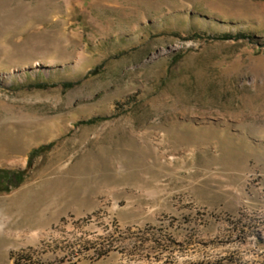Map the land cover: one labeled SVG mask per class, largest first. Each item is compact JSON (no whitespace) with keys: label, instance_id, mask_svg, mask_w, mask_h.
<instances>
[{"label":"rangeland","instance_id":"374dc122","mask_svg":"<svg viewBox=\"0 0 264 264\" xmlns=\"http://www.w3.org/2000/svg\"><path fill=\"white\" fill-rule=\"evenodd\" d=\"M0 169V264H264V0H0Z\"/></svg>","mask_w":264,"mask_h":264},{"label":"trees","instance_id":"16d2710c","mask_svg":"<svg viewBox=\"0 0 264 264\" xmlns=\"http://www.w3.org/2000/svg\"><path fill=\"white\" fill-rule=\"evenodd\" d=\"M96 119L90 120L88 123ZM52 144L42 145L32 152V157L38 155L40 152L44 153L51 148ZM24 171L22 170H11V169H0V185L3 189H10L12 186L20 185L24 182Z\"/></svg>","mask_w":264,"mask_h":264}]
</instances>
